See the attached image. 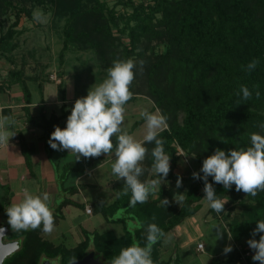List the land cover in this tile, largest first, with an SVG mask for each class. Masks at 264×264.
<instances>
[{"label":"trees","instance_id":"obj_1","mask_svg":"<svg viewBox=\"0 0 264 264\" xmlns=\"http://www.w3.org/2000/svg\"><path fill=\"white\" fill-rule=\"evenodd\" d=\"M119 3L132 10L130 14L118 16L122 21L120 32L126 34L129 41L121 52L116 44L119 41L112 33V28L118 26L117 17L100 0H0V13L3 15L9 9L14 16L7 30H1L0 51L11 52L13 49L10 44L19 32L16 27L21 16L31 18L35 6L49 4L55 7L58 16L65 17L64 48L68 41L79 44V49L92 48L107 69L115 60L140 58L144 62L146 94L152 98L155 108L167 117L168 128L160 131L157 137L164 140V151L171 157L165 180H177L175 169L179 150L195 158L196 172L202 176V161L212 155L214 149L226 153L231 149H246L251 146L252 133L264 136V128L260 127L264 124V0H150L137 5L134 0H120ZM152 39L163 43V51L154 54L152 61H145L141 51L137 50L143 42ZM253 60L258 63L249 71L247 65ZM10 75L20 84L25 120L43 131L49 154L52 149L47 141L54 126H59L65 115L48 118L42 109L36 116L32 115L29 109L31 92L22 80L21 72L11 71ZM241 85L252 93L250 98L245 100L242 94L237 95ZM130 91L133 95L127 103L136 96L132 85ZM256 91L260 93L259 98ZM141 122H135L133 128ZM65 126L66 119L59 127ZM112 141L116 143V140ZM143 145L149 152L141 162L144 172L139 179L142 182L148 175L150 180L156 178L155 174H150L151 150L155 144L143 141ZM102 155L83 157L81 162L68 166L67 174H83ZM25 159L29 165V155ZM208 182L213 184L218 198L226 200L224 206L228 204L232 209L236 206L240 209L228 223L234 244L225 260L240 263L242 254H248L251 249H242L238 244L251 236L256 222L264 220V191L252 197L236 191L235 185L226 190L212 177ZM111 185L115 192L113 202L107 206L96 203L94 212L101 213L108 222L120 223L122 234L113 230L102 233L82 231L83 240L73 248H67L64 244L54 245L45 240L42 225L35 230H14L7 236L9 241H20V247L3 264H39L42 257L50 260L60 257L59 264H69L71 257L79 260L90 250L107 264L134 240L143 247L148 224L155 223L166 234L186 217L196 214L204 198V183L195 179L187 188L183 183L180 188L175 183L161 185L145 203L130 206V192L117 195L123 189V180L117 178ZM180 193H184L185 198L177 206L175 198ZM163 199L169 201L167 206L162 204ZM120 210L126 215L113 219ZM209 210L215 213L211 208ZM127 219L135 224L139 221L144 227L128 230L125 227ZM162 238L153 245V264L170 263L159 260Z\"/></svg>","mask_w":264,"mask_h":264},{"label":"rangeland","instance_id":"obj_2","mask_svg":"<svg viewBox=\"0 0 264 264\" xmlns=\"http://www.w3.org/2000/svg\"><path fill=\"white\" fill-rule=\"evenodd\" d=\"M120 0H100L107 7L114 11V17H117L118 26L112 28V33L119 42L118 52L120 49L129 43L127 35L121 33L122 21L118 16L131 13V8L124 7L119 3ZM150 0H134L135 5L140 2L149 3ZM28 6V4H26ZM39 10L43 14V18L37 22L33 18V13ZM0 13V33L5 32L10 24L14 21L12 11L9 9ZM65 17L58 16L53 5L45 4L35 6L32 9L31 18L21 16L20 22L16 27L18 34L12 39L11 52L0 51V116H12L16 123L26 122L23 112L24 101L20 84L10 75L11 71H20L21 78L26 83L31 92V113L36 116L39 110L42 109L46 117L52 115L61 116L59 126L63 123L67 116L70 115V110L77 98L85 97L87 91L92 85H98L106 78V67L99 60L97 54L92 48L79 49L76 43L68 41L67 48H64ZM144 43V42H143ZM142 43L141 51L145 61H152L153 55L163 51V43L158 39H152L150 42ZM136 64L133 69L135 78L131 85L135 92V99L127 103L125 107L123 130L130 132L129 134L137 141L143 142L145 134V121L140 113L143 110L155 112L152 98L146 94L147 85L145 84L144 68L141 71L140 58H132ZM64 94L61 92V90ZM63 95V98H62ZM5 113V114H4ZM181 118V116H179ZM142 122L133 128L137 121ZM11 123V119L4 122ZM16 129H22V125H16ZM33 129V128H32ZM6 130L13 134L11 130ZM36 133L42 135L40 130L34 129ZM35 136L32 138L35 145H38ZM112 140H116L113 136ZM12 136L8 140V144L12 145ZM22 145V144H21ZM44 151L46 156L51 158L57 164V175L60 182L64 185H71L74 173L67 174L68 169L62 167L59 162L57 151L51 150L48 154L46 151V142H44ZM114 157L102 155V158L94 162L93 166L88 168V176L84 179L85 183H91V186L86 187L81 195H85L91 201H99L102 205H109L115 198V192L111 185V181L118 177L112 174L111 165ZM76 163L73 159L68 161ZM51 165V164H50ZM53 169V168H52ZM197 162L192 156L183 154L179 150V161L175 169L176 176L182 178V183L185 187H189L195 181L192 178V173L196 172ZM150 174H154L151 172ZM23 177V184L27 180ZM150 180L149 175L146 181ZM176 184L175 181L165 180L161 185ZM26 185V184H25ZM95 185V186H93ZM80 200V196H77ZM175 201L177 206L182 202L180 195L176 196ZM226 202V200H224ZM0 205H4V197H0ZM206 200H202L200 210L189 217H186L181 224L170 230L162 238L159 247V259L170 261L169 264H241V262H226L230 253L225 254L224 248L234 244L228 229V223L240 210L239 207L231 208L228 204L224 206V212L212 213ZM230 214V216H227ZM126 215L123 211H118L114 217ZM81 220V218H80ZM79 220V221H80ZM8 221V218H7ZM6 221V223H7ZM78 221V222H79ZM76 219H69L54 230L50 234H45L44 239L51 241L54 245L64 244L67 248H73L76 243L82 239L80 230L87 229L89 231L105 232L113 230L117 234L123 232V227L120 223H111L101 213H95L85 219L80 224L76 223ZM12 230L11 226L7 223ZM125 227L128 230L135 229V224L132 225L128 220L125 222ZM219 231V238L217 234ZM67 237L66 242H63L61 235ZM264 233H257L255 237L252 235L240 242V248L249 249L246 243L249 239L259 240V236ZM72 235V236H70ZM6 235L5 240H9ZM201 243L203 250L198 251L197 245ZM16 252V251H15ZM14 252V253H15ZM13 253V254H14ZM11 254V255H13ZM254 251L251 249L249 260H252ZM10 255V256H11ZM7 257L5 260H9ZM250 263V262H249ZM248 263V264H249Z\"/></svg>","mask_w":264,"mask_h":264},{"label":"clouds","instance_id":"obj_3","mask_svg":"<svg viewBox=\"0 0 264 264\" xmlns=\"http://www.w3.org/2000/svg\"><path fill=\"white\" fill-rule=\"evenodd\" d=\"M33 18L39 22L43 14L37 10L33 13ZM143 63L140 61L141 71ZM257 63V60H253L247 65V70H253ZM135 67L133 59L113 61L106 69L107 75L102 83L92 85L85 97L75 100L70 115L67 116L66 126L63 129L54 126V131L47 141L53 150L75 153L76 160L80 157L94 158L101 154H111L114 157L111 165L112 174L124 182L123 189L117 195H127L130 192V206L145 203L150 194L160 190L162 182H165L169 174L171 158L164 151V140L157 138L160 131L168 128L167 117L161 114L159 109L155 112L141 111L140 115L145 121L143 141L155 144L151 150V170L156 178L143 182L139 179L144 172L141 162L144 161L149 150L143 142L137 141L122 128L124 106L133 95L130 85L135 78L133 72ZM241 94L245 100L252 95L243 85L237 95ZM255 95L259 98V91H256ZM8 120L9 117L0 116V144H8L9 138L14 136L10 135L4 126V122ZM260 127L264 128V124ZM113 136L116 137L115 144L112 141ZM250 141L251 146L246 149H231L227 153L214 149V153L202 161L200 173L203 175L192 173L193 179L203 181V199L217 213L224 212L226 202L218 198L213 184L208 182L209 177H212L216 184L223 185L226 190L235 185L236 191H242L252 197L264 191V136L252 133ZM181 186L182 178L177 176L176 187ZM184 198V193H180V199ZM49 200L48 193L40 196L32 194L26 188L22 189V198L5 209L7 223L16 231L35 230L42 225L43 232L50 234L54 230V216L48 204ZM161 202L165 206L169 204L167 199ZM135 227L142 228L144 225L137 221ZM3 232L4 229L0 228V236H3ZM257 233H264V220L256 222V228L251 235L255 237ZM164 236L165 233L155 223L148 224L143 247L140 246L139 241L134 240L130 246L122 248L107 264H153L151 258L153 245ZM246 243L255 253L252 260L264 264V234L259 236L258 241L249 239ZM223 251L225 254L230 253L232 247L229 245ZM59 260L60 257H57L51 264H59ZM69 264H76L75 256L70 258Z\"/></svg>","mask_w":264,"mask_h":264},{"label":"crops","instance_id":"obj_4","mask_svg":"<svg viewBox=\"0 0 264 264\" xmlns=\"http://www.w3.org/2000/svg\"><path fill=\"white\" fill-rule=\"evenodd\" d=\"M29 109L31 113V108ZM5 116H9V114ZM9 118L11 119V123L7 124L6 128L13 132V144H0V197H4V205H0V226L7 224L6 221L8 217L5 213L6 207L11 203L18 202L19 199L22 198V189L25 188L34 195L42 196L44 193L49 194L50 200L48 204L53 211L54 228L65 222L67 218L76 219V223L80 224L85 219L95 214L94 205L96 203H101L99 201L93 202L85 195L80 194L86 187L92 184V182H84V178L88 176V168H86L81 175L75 173L71 185L62 184L57 175V164L45 155L46 152L43 147L44 142H46V136L43 131L40 128L29 125L27 122L18 121V123H16L12 116ZM16 125H22L23 128L16 129ZM34 129L40 130L42 135L36 133ZM35 136H39L36 138L38 145H35L32 140ZM26 155H29V165H26ZM57 156L64 169H67L68 166L72 164L68 161L76 159V154L72 152L68 153L67 150L57 151ZM82 160L83 157H80L77 162H81ZM23 177L27 180L25 183L26 185L23 184ZM77 196H80L81 199L79 200ZM86 207L92 209L91 214L85 212ZM112 218L116 219L119 217ZM127 220L132 225L135 224L130 219ZM12 231L14 230L12 229L10 232ZM82 231L92 232L87 229L80 230L82 239L79 240L76 245L83 240ZM45 234L46 233L43 232V238ZM67 237L68 236L62 234V241L66 242ZM249 254L250 252L248 254H242L241 264L252 262L251 259L249 260V258H251ZM159 260L164 261L161 259Z\"/></svg>","mask_w":264,"mask_h":264},{"label":"water","instance_id":"obj_5","mask_svg":"<svg viewBox=\"0 0 264 264\" xmlns=\"http://www.w3.org/2000/svg\"><path fill=\"white\" fill-rule=\"evenodd\" d=\"M0 228L4 229L3 236H0V264H3L4 260L17 251L20 247V241H3L6 235L11 231L8 226H0ZM41 264H51L49 259L44 260ZM76 264H106L98 257L95 256V252L93 250L89 251L86 255H84L81 259L76 260Z\"/></svg>","mask_w":264,"mask_h":264},{"label":"built area","instance_id":"obj_6","mask_svg":"<svg viewBox=\"0 0 264 264\" xmlns=\"http://www.w3.org/2000/svg\"><path fill=\"white\" fill-rule=\"evenodd\" d=\"M85 212L91 214V213H92V209H91L90 207H86V208H85ZM197 250H198V251H202V250H203V245H202L201 243H199V244L197 245ZM247 264H248V263H247ZM249 264H259V262H258V261H252V262L249 263Z\"/></svg>","mask_w":264,"mask_h":264},{"label":"flooded vegetation","instance_id":"obj_7","mask_svg":"<svg viewBox=\"0 0 264 264\" xmlns=\"http://www.w3.org/2000/svg\"><path fill=\"white\" fill-rule=\"evenodd\" d=\"M3 241H9V240H5V238H4ZM44 260H46V258L42 257V258L40 259L39 264H41ZM49 260H50V259H49ZM54 260H55V259H52V260H50V262H52V261H54Z\"/></svg>","mask_w":264,"mask_h":264}]
</instances>
